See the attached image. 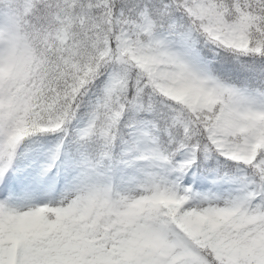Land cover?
Here are the masks:
<instances>
[{
	"label": "snow or ice",
	"instance_id": "obj_1",
	"mask_svg": "<svg viewBox=\"0 0 264 264\" xmlns=\"http://www.w3.org/2000/svg\"><path fill=\"white\" fill-rule=\"evenodd\" d=\"M0 264H264V0H0Z\"/></svg>",
	"mask_w": 264,
	"mask_h": 264
}]
</instances>
